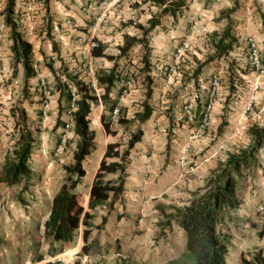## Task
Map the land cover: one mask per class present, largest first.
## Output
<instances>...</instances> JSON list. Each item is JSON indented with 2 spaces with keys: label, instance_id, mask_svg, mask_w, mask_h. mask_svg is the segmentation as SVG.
<instances>
[{
  "label": "crops",
  "instance_id": "crops-1",
  "mask_svg": "<svg viewBox=\"0 0 264 264\" xmlns=\"http://www.w3.org/2000/svg\"><path fill=\"white\" fill-rule=\"evenodd\" d=\"M234 1L191 0L182 16L176 19L167 15L162 16L160 24L148 36L150 72H143L141 69L140 58L143 49L140 45L131 48L128 58L117 61L119 66L121 65V75L111 90L109 103L103 105L99 102L92 105L88 116L89 128L91 124L99 127L97 128L99 135L94 133L96 149L101 142V150L94 165L93 175L88 178L87 167L84 166V180L75 189L78 191L81 186H85L86 194L82 196L83 200L80 203L84 210L87 208L90 188L107 145H116V147L110 153L111 157L104 159L105 165L119 162L121 156L116 144L121 134L117 133L113 136L112 133H106L102 125V118L103 123H107L106 110L112 104H115L114 107H120L121 114L116 118L118 125L124 124L125 119L131 120L142 110L145 101L144 79L149 76L152 81V93L147 102L152 107V113L143 123L135 120V124L140 125L139 130L142 131V136L140 141L129 150L130 162H128L129 167H125L126 175L122 194L124 198L129 195L130 200L121 204V199L117 200L112 205V210L109 207L103 214L95 215L94 212L87 225L79 227V240L76 247L81 243L88 248V254L80 258L79 264L120 263L116 254L125 255L132 264H167L178 259L185 251L184 231L176 224H172L168 229H163L162 240L156 241L157 219L160 215L171 211L170 206H181L191 198V195L204 185L208 173L218 164L223 163L229 153L249 146L250 114L254 108L264 111V76L257 77L250 70L236 71L239 72L240 84L234 91L221 81V86L212 100L209 122L205 128L200 127L203 108L210 92V74L219 70L220 74L229 77L233 73L228 71L225 64L221 65L220 61L224 57H215L214 48L210 50L212 59L208 63L200 59L203 41L212 40L213 35L222 33L227 21L221 14L232 9ZM254 1L257 4L258 0ZM260 1L264 4V0ZM85 2L86 0H16L15 10L19 18V33L32 47L31 58L36 73L34 80L45 78L49 82V78L57 75L61 66L76 73L80 70L79 66L83 61H89L96 74L100 70L107 71L114 61L104 57H93L89 40L96 42L102 55L116 58L126 38L141 36L140 30L135 25L139 24L147 28L148 20L158 12V9L150 4H141V0H95L91 10L84 13L80 10V5ZM239 3L240 0L234 12L235 17L230 19L243 24L242 32L236 35L238 42L243 45L247 37H252L263 53L264 32L261 29L262 22L256 17L258 9L257 7L254 9L252 5L241 7ZM3 9L4 7L0 8V61L4 69H9L12 59L10 55L12 42L10 38L7 39L10 31L3 21L4 16L1 14ZM259 11L264 13V9ZM96 25L98 26L94 31ZM184 44L188 46L186 51L177 54V50ZM229 55L237 57L235 59L238 62L237 66L241 69L243 66L246 67L243 53L230 52ZM132 59H136L138 64L134 74L140 76L135 77L132 89L122 96L119 94L121 81L129 79L132 73L129 63H132ZM198 62L203 64V67L199 74L193 77V69ZM219 65L222 67L218 68ZM50 68L54 70V73ZM3 70L1 74H4ZM17 70L23 77L22 68L17 67ZM233 75L235 76L234 73ZM8 77L10 75H2L4 79ZM9 88L6 86L3 90H9ZM59 98V93L55 90L48 102L50 115L48 119L51 124H54L55 119L62 121V117H65V96H62L60 103ZM10 99L9 93L6 92L0 96V100L5 103ZM233 99L236 100L235 103L232 102ZM186 104L189 105L194 116L192 122L186 119L183 110ZM40 106L41 103L38 109ZM94 106L95 111H93ZM223 121L227 125L222 133L218 134L217 128ZM10 122L11 117L0 116V160L3 164L5 157L11 156L14 149ZM152 128L156 130H151ZM47 130L51 131V128ZM56 138L54 136V143L57 142ZM54 143L47 142L46 147H52ZM91 154L83 163L87 164ZM257 160L260 166L254 171L255 173L252 172L247 177L248 184L244 187L246 192L241 195L242 204L228 213L230 246L234 248L233 251L237 253L239 259L241 255L250 259L247 253L254 245L260 247L258 251L261 250L264 257V237L252 238V232L258 233L261 225L264 224V217L253 215L259 200L264 199V146L258 152ZM29 168L32 170L31 167ZM118 174V171L105 172L102 181L113 182ZM87 179L88 182L85 183ZM251 186L256 187L255 191L251 190ZM59 188L57 186L52 190L44 207V216L38 215L43 206L37 203L25 205L26 211L19 209L16 215L9 217L6 222L9 223L11 230L9 234L12 236L15 233L18 236L17 244L15 243L16 249L19 251L20 248L35 247L37 249L38 245H35L34 238L38 239V243L41 240L45 241L44 222L48 218L52 198ZM110 199L111 194L108 202ZM133 211L137 215H134ZM102 217L106 218V222L100 227ZM253 223H256V227ZM1 225L0 234L4 232ZM235 226L239 228L236 229ZM84 230L89 232L85 243L80 237ZM141 237L148 239L145 245L142 244ZM178 239H180L179 247L176 245ZM114 244H118L115 246L116 253L111 252ZM47 246L49 242L45 241L44 250ZM104 250L108 253L101 255ZM99 251H101L100 254ZM14 252L18 251L14 250Z\"/></svg>",
  "mask_w": 264,
  "mask_h": 264
},
{
  "label": "trees",
  "instance_id": "trees-1",
  "mask_svg": "<svg viewBox=\"0 0 264 264\" xmlns=\"http://www.w3.org/2000/svg\"><path fill=\"white\" fill-rule=\"evenodd\" d=\"M191 0H141V4H150L158 9L148 20V27L137 24L135 27L140 30L141 36L128 37L120 47L119 55L116 58L104 56L96 45L91 50L93 57H104L109 61H114L112 67L107 71L100 70L96 74L97 91L89 82L79 79L78 75H65L64 83H56L55 90L59 93L58 102L62 96H65L66 108L72 104L73 96L66 86V82L72 85L74 91V108L71 112V121L73 123L74 142L76 149L73 153V162L63 167L65 174L63 182L52 198L51 208L47 220L44 222L43 237L49 242L48 252L52 255L55 243H71L74 241L81 225L86 226L88 220L92 219L93 213L97 207L112 205L120 200L124 193L125 165L123 160L128 155L134 144L138 143L142 136V131L138 130L133 134L128 143L127 151L119 158V162L105 165L104 159L111 157L112 150L116 145H107L103 160L100 162L99 169L95 175L90 188L87 208H84L78 202L75 189L82 183L85 177L83 162L96 149L95 133L89 128L88 116L92 105L101 102L103 105L109 103L112 88L119 81L121 68L117 61L121 58H128L131 48L140 45L143 49L140 62L143 72H150L148 36L150 32L160 24L162 16H170L176 19L182 16ZM16 0H6L4 7V22L10 30V55L14 64H20L23 70V81L27 84L36 76L32 62V47L23 39L21 33L17 31V25L13 22V14ZM238 8V0L234 1V6L229 11L221 14L228 20L226 27L220 35H213V48L215 57H223L236 49L241 50L245 59L246 46L240 45V42L232 35L233 25L230 23V16ZM262 53V52H261ZM264 57V52L262 53ZM127 64V63H126ZM248 67V65L246 64ZM51 72L54 70L50 68ZM250 70V69H249ZM199 73L195 72L194 77ZM55 80H57L55 78ZM145 101L142 110L135 114L134 120L143 123L152 113V107L147 102L151 96V78L146 77ZM41 94L40 85H38ZM122 87H120V93ZM115 104L110 106L113 110ZM60 108V104H58ZM59 109V113H60ZM121 114V113H120ZM27 115L23 110L18 113V119L14 122L17 127V137L14 144L12 155L4 159L2 173L0 175V184L8 186L18 185L22 182L29 184L30 169L28 162L35 141L33 131L27 126ZM102 125L108 133V124ZM227 125L225 121L219 124L218 134H221ZM250 144L244 149H239L234 153H229L225 161L218 164L211 170L205 179L204 185L191 195L183 205L170 206V213L165 216L161 224L163 228H168L172 224L179 226L185 233V251L176 260L167 264H226L228 248L231 242V235L227 227L229 220L228 213L237 209L242 204V198L239 190L243 183H247V177L260 166L257 155L264 146V125L257 127L252 125L249 130ZM118 171V177L113 182H103V173ZM27 185H24V187ZM111 194V199L108 203ZM106 218H101L100 227L105 224ZM99 228V227H97ZM88 231L84 230L81 238L85 243L88 238ZM259 237H264V224L258 231ZM84 255L88 254V248L84 244L81 247ZM86 253V254H85ZM41 260V258L39 259ZM79 264V263H75ZM240 264H264V257L259 250L252 258L246 259L243 255L240 258Z\"/></svg>",
  "mask_w": 264,
  "mask_h": 264
},
{
  "label": "rangeland",
  "instance_id": "rangeland-1",
  "mask_svg": "<svg viewBox=\"0 0 264 264\" xmlns=\"http://www.w3.org/2000/svg\"><path fill=\"white\" fill-rule=\"evenodd\" d=\"M256 1H249V0H240V6H250L252 5V7H254V9L257 7L258 9V14L256 15V17L259 19V21H261L262 23V31L264 32V13L260 12V10L264 9V4L263 1L258 0L257 4L255 3ZM4 3L6 5V0H4ZM5 7V6H4ZM4 13V9L2 11L1 14ZM16 10L14 8V14H13V22H15V24L17 25V31L18 30V26H19V18L18 16H16ZM4 16V14H3ZM235 14H232L230 16V19L234 18ZM223 18L225 19L226 16H223ZM3 21H4V17H3ZM226 21L228 22V20L226 19ZM5 23V22H4ZM230 23L233 25V30H232V35L237 39L238 41V37H236L237 34H239L240 32H242V26L243 24H239L237 22L231 21ZM240 26V27H239ZM10 31V30H9ZM10 38V32H9V36L7 39ZM213 48V42L212 40H204L203 41V45H202V53H201V58L202 61H206L207 63L212 59V57L210 56V50H212ZM232 53H242L241 50L236 49V47L234 48V50L232 51ZM224 58L222 59V61H220L221 65H224L228 67V71H232L235 76L233 75V73L229 76V77H225V74H220L219 70L212 72L210 74V78L212 75H217L220 79V82L224 81V84L226 86H228L230 88L231 91L236 90V86H238L240 84V77H239V72L240 70L242 71H247L249 70V68L246 66H243V69H241L238 65V62L235 60L237 57H232L231 55L227 54L226 56H223ZM84 63L81 62L80 66H79V71L76 73H73V71H69L67 70V67L61 66L59 68V71L57 73V75H53L51 78H49V82L45 79V78H40L38 81L32 79L30 80L27 84L23 81V77L20 73H18L17 67H19V69H21V65H17L14 64L13 59H11L10 64H9V69H4L2 67L3 73L4 74H0V96L3 94V92L9 93L10 96V101H7V103L0 102V116L2 115L11 117V122H10V128H11V135L13 136L12 138H14L13 140V147L15 144V140L17 137V130H16V126L14 124V122H16V120L18 119V113L20 110H27V126L33 131V134L35 135V141H34V145H33V149H32V153H31V158H30V163L28 162V167H31L32 170H30V181L29 184H24V182L18 184V185H13V186H8L6 184H0V225L2 230L4 231L3 233L1 232L0 234V264H75V263H80V258L84 255L81 251V243L80 245L77 246L78 240H79V230L77 235L75 236V239L73 242L68 243L66 245L64 244H56L55 248L53 249V254L50 255V253L48 252V246L47 248L44 250L45 248V241L41 240L38 243V239L34 238L33 240L35 241V245H38L37 249L34 247H30V248H20V251L18 249H16L15 243L17 244V238L18 236L15 235V233L11 236L9 233L11 232L10 228H9V223H6L9 219V217L11 215H16V213L18 212L19 209L26 211V209L24 208L25 205H30V204H37L40 203V205H42V211H40V213L38 215L40 216H44L45 213V204L46 202H48V199L50 197V194L52 192V190H54L57 186L60 187V185L63 182L64 179V172H63V167L65 165H69L73 162L72 156L73 153L76 149L75 146V142H74V133H73V123L71 121V119L69 118L67 111L68 108L64 110V116L62 117V121H60L59 119H55L53 122L54 124H51V122L49 123V119L48 117L49 115V109H48V113L46 115V117H43L40 111L39 107V103H41L43 97L42 94H40V89L38 88V85H40L41 81H43L47 87L50 89L51 91V96L54 94L55 92V86L57 82H61L64 83L67 79L65 78V75H78L79 79L85 81V82H89L91 85L93 78L91 76H88L85 71L82 70V64ZM200 62L196 63V65L194 66L193 69V77H194V73L195 72H200L201 68L203 67V64H199ZM130 64V70H132L131 75L128 77V80H131L133 82V86H134V82H135V77H138L140 75L138 74H134L138 68V64H137V60L136 59H132V63ZM2 65V64H1ZM49 64H47L48 66ZM242 65V64H241ZM142 67V66H141ZM222 67V66H218ZM224 67V66H223ZM242 67V66H241ZM121 68V65H120ZM75 70V69H73ZM226 69H224L225 71ZM20 71V70H19ZM223 71V70H222ZM239 71V72H236ZM96 74V73H95ZM2 75H10V77H8L7 79L2 78ZM224 76L223 78H221L220 76ZM96 77V76H95ZM234 77V78H233ZM55 78L57 80H55ZM68 81V80H67ZM210 81V79H209ZM146 83L147 80L144 79V91H146ZM6 86H9V90H3L4 88H6ZM97 89V87H94ZM122 91V90H121ZM2 92V94H1ZM145 95V92H144ZM49 102V100H48ZM232 102H236V100H232ZM38 105V106H37ZM98 108V107H97ZM32 110V111H30ZM95 106L93 107V111H95ZM24 111V112H25ZM111 108H108V110H106L107 114H106V119L105 121L108 123L109 125V133H112L113 136H116L117 133L118 135L121 134V136H119V138L117 139L116 144L118 145V150L120 152V154L122 155L125 151H127V143L130 139V137L135 134L139 128L140 125L139 124H135V120L134 116L131 120H124V124L122 123V125H118V119H116L117 117H112L111 115ZM29 115V117H28ZM120 116V115H119ZM118 116V117H119ZM53 120V119H52ZM59 123H62V125H59ZM249 124L250 126L252 125H256L257 127H263L264 125V111H260L256 108H254V110L251 112L250 114V120H249ZM99 126V125H98ZM51 128V131H48L47 129ZM99 127L96 126H92V124L90 125V129L94 132H96L99 135V130L97 129ZM151 130H156L154 128H152ZM120 131L122 133H120ZM54 133V134H52ZM65 135L67 137V143L64 147L63 152L61 153V155L59 157H55L53 155L54 149L57 146L58 142H59V138L61 136ZM170 135V134H169ZM249 135V133H248ZM54 136H56L57 138V142L54 143L53 139ZM243 137H245L244 139H246V136L243 134ZM47 142H52L54 143L53 146L51 147H46V143ZM99 147L91 154L89 161L86 163H83V167H87V175L88 178H90L93 175V170H94V165L96 162V159L98 157V154L101 150V142H99ZM11 154V153H10ZM129 157V151H128V155L125 158V160H123V164L125 165L126 168L129 167V163L130 160L128 159ZM6 158V157H5ZM120 161V158L119 160ZM3 162H1L0 160V170L2 171V165ZM30 169V168H29ZM0 171V172H1ZM125 174V173H124ZM209 174V173H208ZM1 175V173H0ZM126 175V174H125ZM47 176V177H46ZM208 176V175H207ZM46 177V178H45ZM84 180V179H83ZM248 181V180H247ZM88 182V179L85 180V183ZM205 182V181H204ZM248 184V182L243 183V185L241 186V189L239 190L240 195H242V193H245V186ZM24 185H27L24 187ZM254 186H251V190L255 191ZM78 202L81 203L83 198L82 196H84L86 194L85 192V186H81L79 188L78 191H74ZM131 196V195H130ZM131 198V197H130ZM121 201L120 204L125 202L127 203V200L129 199V195L127 196V198H124L121 196ZM130 200V199H129ZM262 200H259V203ZM109 203V202H108ZM108 207L104 206V207H97L94 212L95 215H99V214H103L105 212V209H107ZM112 210V207L111 209ZM167 213H170V211H167ZM134 215H137L135 213V211H133ZM255 215L254 217L260 216L261 218L264 217V212L263 213H256L254 212ZM165 216L166 214H162L160 215V217L157 219L156 221V226L158 227L155 230V236H156V241L162 240V235L163 233V229H168L161 227L162 223L165 220ZM249 220V219H248ZM101 221V220H100ZM38 224V222H37ZM36 225V224H35ZM153 225V223H152ZM253 225L256 227V223H253ZM36 229H38V227H35ZM236 229L239 228V226H235ZM262 228V225H261ZM154 231V229H153ZM146 235V234H145ZM81 237V236H80ZM255 237H259L257 232H252V238L255 239ZM262 238V237H259ZM142 239V244L145 245V243H147L148 239L145 237H141ZM177 239V238H176ZM175 239V240H176ZM185 240V239H184ZM176 245L179 247L180 246V239H178L176 241ZM118 246V244H114V246L111 249L112 253H116L117 249L115 246ZM43 248V249H42ZM258 246L254 245L252 247L249 248V252L252 250H255L256 253L258 252ZM229 252L227 255V264H239L240 263V259L237 256V253L234 250V248L232 246H229ZM14 250L18 251V252H14ZM104 253H102L101 255H104L107 252V250L103 251ZM247 253V257L248 258H252L253 255H251L250 253ZM101 253V251H99V254ZM184 253V252H183ZM182 253V254H183ZM254 253V255L256 254ZM86 254V253H85ZM181 254V255H182ZM41 258V260H39ZM176 260V259H175ZM115 262V261H114ZM116 264H132L128 261V258H126V261L124 262H120Z\"/></svg>",
  "mask_w": 264,
  "mask_h": 264
},
{
  "label": "built area",
  "instance_id": "built-area-1",
  "mask_svg": "<svg viewBox=\"0 0 264 264\" xmlns=\"http://www.w3.org/2000/svg\"><path fill=\"white\" fill-rule=\"evenodd\" d=\"M207 1H211V0H207ZM95 5V0H86V2L83 5H80V10L84 13H88L91 8ZM5 3L4 0H0V8L4 7ZM99 23V21H98ZM97 23V24H98ZM98 25H96V27L93 29L95 31V29L97 28ZM244 44L246 46V52H245V61L246 64L248 65V68L250 69V71L254 72L257 77L258 76H264V57H262V53L259 49L258 43L252 38V37H247L244 40ZM89 44H90V49H93L94 47H96V42L93 41L92 39L89 40ZM188 48V46H186L185 44L182 45L178 50H177V54H179L181 51H186V49ZM82 70L85 71L87 73L88 76H91L93 78L92 84H93V88L96 87V79H95V73H94V69L92 67V64L87 61L84 62L82 64ZM2 73V65H1V61H0V74ZM67 88L69 89V91L71 92V95L73 96L72 99V104H70V107L68 108L67 114L69 116V118L71 119V112L73 110H75L74 108V91L72 88V85L68 82L65 83ZM221 86V82L220 79L217 75H212L210 78V92H209V97H208V101L206 102L204 108H203V113H202V117L200 120V127L201 128H205L209 122V116H210V112H211V106H212V100L216 95L217 90L219 89V87ZM121 87H122V93L121 95H125L127 94L133 87V82L131 80H122L121 81ZM40 88H41V94H42V101H41V106H40V111L43 117H46L47 113H48V100L51 97V91L50 89L47 87V85L41 81L40 83ZM96 92L97 89L94 88ZM184 109V113L186 116V119L188 122H192L194 119L193 114L191 113V109L189 107L188 104L184 105L183 107ZM121 113L120 107L115 106L113 108V110L111 111V115L112 117H118ZM67 143V137L65 135L61 136L59 138V142L57 144V146L54 149L53 155L55 157H59L61 155V153L64 150V147ZM256 213H263L264 212V199L257 205L256 207ZM251 255H254V253H256L255 250H252L249 252ZM116 258L121 261L124 262L126 261V256L123 254H116Z\"/></svg>",
  "mask_w": 264,
  "mask_h": 264
}]
</instances>
